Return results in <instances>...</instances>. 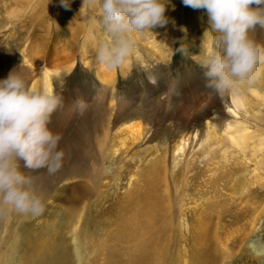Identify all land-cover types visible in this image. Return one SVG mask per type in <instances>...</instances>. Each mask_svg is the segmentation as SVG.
<instances>
[{
  "label": "rangeland",
  "instance_id": "obj_1",
  "mask_svg": "<svg viewBox=\"0 0 264 264\" xmlns=\"http://www.w3.org/2000/svg\"><path fill=\"white\" fill-rule=\"evenodd\" d=\"M98 1L69 0V7L65 8L60 0H0V79L6 78L8 73L14 70L23 75L31 87L44 90L47 84L50 91L59 93L63 103L52 114L49 127L62 136L60 146L65 151L62 168L64 169L73 154H76L78 158L95 156L100 172L97 183L91 184L88 181L84 183L81 178L83 185L80 183L75 188L76 191L74 189V193H67L68 190L61 191L57 188L60 184L66 183V179L53 180L63 169L49 175L44 169L36 171L24 169L21 161V168L31 177L32 186L38 193L45 192L41 195L46 198L44 213L36 218L31 217L29 221H35L39 233L44 228L43 223H49L46 219L53 211L60 210L52 221L63 226L65 219H62L60 213L66 212L65 208L75 209L80 215L76 231H81L88 226H94L95 219L101 218L100 215L103 213L102 217L109 219L107 220L109 227L104 229L103 236L101 232H97L94 238H90L91 246L95 240H99V237L105 239V234L114 233L115 219L112 210L116 200L132 186V181L137 177L142 166L157 157L159 165L161 163L160 166H163L161 174L163 181L160 188L166 189L165 193L170 191L168 197L172 200L173 197L181 198L175 208L179 206L187 209L196 206L194 208L196 210H199V206L210 208L213 226L216 228L218 238L220 237L219 241H226L228 245L232 237L239 239L241 236V239L247 231L249 238L252 239L258 235L259 238H263L260 242H263L264 150L255 152L254 156L252 150L247 148L241 154L236 148L228 147L229 143L227 139L222 138V132L225 124L240 122L239 124L245 123L250 132L256 131L255 133L264 136V115L262 114L261 119H253L244 108L233 109L230 98L237 91L235 93L228 91L220 95L215 89L207 86L206 78L202 75V70L197 63L206 51V45L200 43V37L193 38L190 31L187 32L189 39H183L177 34L179 29L174 21L168 22V25L160 30L153 29L152 34L134 32L132 34L133 48L125 62L115 68H106L96 59L98 45L110 39L109 34L99 23L102 11ZM184 14L189 16L190 13L184 11ZM202 14L204 15V12ZM254 30L257 35H260L257 37L258 43L264 41V28L256 27ZM199 54L200 56L196 59L192 57ZM262 63L264 62L256 66L258 72L263 69ZM145 64L152 66L153 71L158 74L156 86L148 84L145 78ZM169 84L172 85L170 99L158 102L160 94L167 90ZM214 90L218 94L215 100L211 98ZM195 98L203 99L208 104L205 119L211 123L215 134L214 139L208 140V144L203 140V133L193 138L194 133L191 136L188 134L191 125L178 124L175 121L178 107L182 104L188 106L189 102ZM78 100L85 101L86 107L78 108ZM123 104L125 106L121 107ZM116 105L118 108L120 106L121 111H116ZM102 111L103 114L100 115ZM128 120L134 122V128L138 126L136 128L142 135L139 139L131 141L134 142L133 144L127 139L126 144L120 147V142L126 135L122 134L119 128ZM92 130L96 133L93 134ZM164 131L168 134H164ZM178 132L186 133L185 138L187 136L191 138L184 143V152L181 151V153L173 151ZM151 134H156L154 140L148 139ZM97 147H101L102 150ZM225 148L228 149L227 153L223 151ZM101 153V158L104 155L103 161L99 158ZM251 156L261 157L253 159ZM86 163L84 167L87 171L89 163ZM178 170L181 174L174 177V173ZM165 173L167 177L164 176ZM86 189L90 193L89 196H86L84 192ZM45 190L49 192L46 193ZM105 195L107 198L103 199ZM98 196L100 200L95 201ZM70 198H79V200L69 202ZM13 211L10 209L7 212L9 222L4 224V229L0 233L4 243L8 242V246L16 244L14 231L20 228L22 231L25 220L22 217L19 218L18 224L12 227L10 223L13 220ZM90 214L92 218L88 220ZM254 216H257V220L252 233L248 228L250 227L248 222H251L250 219ZM5 228L6 232H4ZM64 237L69 243L70 236L66 234ZM238 243L236 247L227 249L228 252L231 249V257H236L240 253ZM106 245L110 246V249H115L114 251L118 250L112 248V243L110 245L107 242ZM7 256V261L12 258L9 253L8 255L6 253L4 258ZM4 258L0 260V264H3ZM14 260L10 259L4 264H19ZM106 261L107 254L100 251L87 257V263L83 262V264H106ZM227 262L228 260L225 264ZM229 264H242V262L232 258ZM245 264L248 262L246 261Z\"/></svg>",
  "mask_w": 264,
  "mask_h": 264
},
{
  "label": "bare ground",
  "instance_id": "obj_2",
  "mask_svg": "<svg viewBox=\"0 0 264 264\" xmlns=\"http://www.w3.org/2000/svg\"><path fill=\"white\" fill-rule=\"evenodd\" d=\"M171 5H174V8L171 7ZM184 11L190 13L189 16H185ZM201 11L204 12L203 9H192L189 6L182 4V0H170V5H166L165 15L169 18V22L174 21L176 23L175 25L177 29H179V32H177V34H179V36L181 35L183 39L185 40L189 39V33L187 34V32L190 31L193 38L196 39L197 37H200L199 39L200 43L206 45L207 38L202 39V37H203V32L208 26L207 17L204 16ZM167 25L168 23L165 24L163 27L165 28ZM163 27H156L154 29L160 30ZM169 29H171V27H169ZM249 35L252 36L258 42L257 37L260 35L259 34L257 35V32H255L254 29L249 33ZM260 44L264 45V41H262ZM181 49L183 48L181 47ZM262 65H263V69L260 70V72H258V69L255 68L250 79H247L242 83H240L238 85L237 93L230 98V104L233 109L244 108L246 112L250 114V117H252L253 119H259V118L261 119V117H263L262 114L264 115V63H262ZM99 77L100 76H98V78ZM44 89L49 90L50 88H48V85L45 84ZM212 94L213 95H211V98H213V100L218 98V94L215 92V90ZM111 102L109 103L111 104ZM158 102H160V100ZM110 104L108 105L111 108L112 104L111 105ZM117 106L118 105H116V111L117 110L121 111L119 109L120 106L119 108ZM124 106L125 105L123 104V106L121 107ZM227 107L230 108L229 106ZM207 108H208V104L205 103L203 99L202 100L200 99L197 100L196 98L192 99L189 102L188 106L182 104L178 107L175 121L178 124L191 125L188 134H190L191 136L194 133L193 138H195L196 136L198 137V135L201 136V133H203V138H204L203 140L204 142L207 141L206 143L208 144V140L211 141L212 139H214L215 134L211 123L207 119H205V116L207 114ZM127 109L126 111H128ZM233 109L231 110L233 111ZM103 111L100 115L103 114ZM107 114L108 112L106 113V115ZM110 115L111 114H109V116ZM117 117L119 118V116ZM131 121L132 120H128L125 123L123 122V124H121L123 125L121 126L122 129L119 128L122 134L124 133L126 135L125 137L123 136L120 142V147H123V145L126 144L125 141L127 139L128 141L130 140V142L135 141L139 139V137L142 135L141 131H139L138 128H136L138 126L135 125L136 127L134 128L133 126L134 122ZM232 123L231 125L229 123L225 124L226 126L224 127V130L222 132L223 133L222 138L224 140L227 139L229 143V146L227 145L228 147L236 148L238 152H241V154L244 150H247V148H250V150H252L253 155L257 151H260L262 149L264 150V136L255 133L256 131L250 132L248 126L244 125L245 123L244 124H239L240 122L239 123L232 122ZM93 131L94 130H92V132ZM164 132H165L164 134L167 133V131ZM94 133H96V131L93 132V134ZM178 133L179 135L176 136L178 139L175 140L174 142L173 151L181 153V151H183L184 148V143L189 140L190 136L189 137L187 136V138H185L186 133L184 132H182L184 134H180L181 132ZM89 135H91V133ZM155 138H156V134L155 135L151 134L148 139L154 140ZM204 142L202 141V143ZM131 143L133 144L134 142ZM97 148L101 149V147H97ZM227 150L228 149L225 148L223 151L227 153L228 152ZM203 152H205V150ZM222 154L224 155V153ZM101 155L102 153L99 154V158L103 161L104 155L102 156V158ZM260 157L261 156H259V158L257 157L256 158L260 159ZM223 159L225 160L224 156ZM85 162L89 163L88 165L89 170L87 171L85 170L84 167ZM160 165H159V159L156 157L155 159L148 161L145 166H142L140 171L137 173L138 174L137 177L132 181V186L127 188V190L123 192L121 196L122 198L121 197H120L121 199L118 198L115 202L114 210H112L115 219L114 222L112 221L115 226L114 233L111 235L108 233L105 234V239L99 237V240H95V242L91 246H90V238H94L97 232H101L103 236L104 229L109 227V222L107 221L109 219L103 218L102 217L103 213L102 215H100L101 218L95 219L96 223L94 226L93 225L88 226V228L86 229L83 228L81 229V231H76V224L80 221V215L76 213L75 209L65 208L66 212L65 211L63 212L61 210L62 213H60V216H62V219H65L64 223H62L63 226H59L58 225L59 223L55 224V222L52 221V218L56 217L60 210L53 211L50 217L47 216L46 221H48L49 223L46 224L44 222L43 223L44 228L40 230L38 233V225L35 224V221L34 222L29 221L32 216L23 215L17 213L14 210L12 212L13 220L11 221L10 224L12 227H14L15 224H18L17 223L18 219L22 217L23 220L25 219L22 225L23 228L22 231H20L21 228L18 229L17 231L16 230L14 231V237L17 239V242L13 246H8V242L4 243L2 236H0V260L5 257L6 253L7 255L9 253L12 256V258L10 259L11 260L15 259L14 261H16V263L18 261L19 264H83V262L85 263L87 261V257L91 256L92 254H96V252L103 251L107 254L106 264H225L226 260H228L226 264H229V260H231L232 258L235 261L237 260L239 262H242V264H245L246 261L248 262V264H264V256H263L264 241L260 242V240H263L262 237L259 238V236L256 235L254 238L251 239L248 237L249 232L247 231L248 235L246 233V235L241 239H240L241 237L240 235H239L240 236L239 239L238 237L235 239H233L232 237V241H230V245H228L226 241H222V242L219 241L220 237L218 238L216 234V228L215 226H213L212 215H211L212 210L210 208L206 209V208H202L201 206H199L200 207L199 210L194 209L196 206L194 208H188V209L182 208V206L175 208V205H177L176 203H178L181 200V198L180 196L176 198L173 197L172 200L171 198L168 197V193L170 191L168 193H165L166 189L163 190L160 188L163 181V178L161 177L162 176L161 174L163 173L162 172L163 166L161 167ZM166 173L164 176H166ZM179 174H181V172L178 170L176 171V173H174V177ZM57 175L58 176L55 175L56 177L53 180L55 181H60L62 179L67 180L66 183L60 184V186L57 187L61 191L68 190L67 193H74L76 191L75 188L78 185H80V183L82 182L81 178L84 180V183H86L85 181H88V183L91 184L97 183L100 179L99 178L100 172L97 167L96 157L90 156L89 158H82V157L78 158L76 154H73L72 159L68 161L66 167L59 174L57 173ZM43 184L48 185L47 182L46 184L45 183ZM81 185L83 184L81 183ZM47 192L49 191H46V193ZM84 192H86V196H89L88 194L90 193L89 191H87V189ZM41 193H45V192H41ZM94 195H96V193ZM106 198L107 195H105L103 199ZM47 199H49V197ZM78 200L79 198H70L69 202H78ZM96 200H100L99 196L98 199L97 198L95 199V201ZM7 212L5 214L0 215V233L1 230L4 229V224L9 222ZM217 213L219 212L217 211ZM90 218H92L91 214L88 220ZM256 220H257V216H254L252 217V219H250L251 222H248L250 225V227L248 228H250V231L252 233L254 232V228L256 226ZM20 226L18 225V227ZM4 232H6V228ZM218 233H220V231ZM66 234L70 236L69 243L66 241L64 237ZM227 239L228 238H226V240ZM253 240L257 241L260 246L255 249L250 248L249 243L250 241ZM228 241L229 240H227V242ZM238 241L240 243H238ZM107 242H109L110 245L112 243L113 244L112 248H117L118 250L114 251L115 249H110V246L106 245ZM237 243L239 245L238 248L240 249V253L243 252V254L239 253L237 254L236 257H231L232 256L231 249L236 247ZM13 247H15L14 250H12ZM223 247H225L226 249H224ZM228 248H231L230 252L227 251ZM6 259H8V256L7 258H4V261L2 262L3 264L7 261ZM9 260L7 262H9Z\"/></svg>",
  "mask_w": 264,
  "mask_h": 264
},
{
  "label": "clouds",
  "instance_id": "obj_3",
  "mask_svg": "<svg viewBox=\"0 0 264 264\" xmlns=\"http://www.w3.org/2000/svg\"><path fill=\"white\" fill-rule=\"evenodd\" d=\"M60 3L69 7V0ZM182 4L203 9L207 17L202 37L207 38L206 51L192 56H200L197 63L207 86L220 95L235 93L257 64L264 62V45L249 35L256 27L264 28V0H182ZM166 5L170 0H100L99 23L110 39L98 45L97 61L106 68L124 63L133 48L134 32L152 34L154 28L169 22ZM144 71L148 84L156 86L159 77L152 66L145 64ZM171 93L169 84L159 100L168 101ZM62 103L59 93L31 87L14 70L0 79V215L10 209L32 217L44 213L45 199L32 186L21 161L24 169H44L49 175L62 168V136L49 127L52 114ZM77 106L86 107V102L78 100ZM259 246L255 240L249 243L253 249Z\"/></svg>",
  "mask_w": 264,
  "mask_h": 264
}]
</instances>
